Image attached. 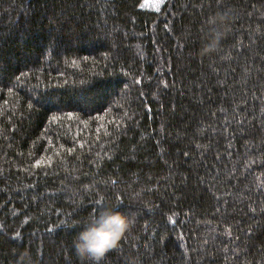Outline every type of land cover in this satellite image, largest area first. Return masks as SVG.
I'll return each instance as SVG.
<instances>
[{
    "label": "trees",
    "instance_id": "trees-1",
    "mask_svg": "<svg viewBox=\"0 0 264 264\" xmlns=\"http://www.w3.org/2000/svg\"><path fill=\"white\" fill-rule=\"evenodd\" d=\"M98 201L99 264H264V0H0V264H92Z\"/></svg>",
    "mask_w": 264,
    "mask_h": 264
},
{
    "label": "clouds",
    "instance_id": "clouds-1",
    "mask_svg": "<svg viewBox=\"0 0 264 264\" xmlns=\"http://www.w3.org/2000/svg\"><path fill=\"white\" fill-rule=\"evenodd\" d=\"M233 11L219 10L206 16L203 22L198 55L207 56L216 52L226 36ZM99 212L83 226L73 240V249L78 257L99 264V261L114 249L130 229L133 218L98 201Z\"/></svg>",
    "mask_w": 264,
    "mask_h": 264
}]
</instances>
